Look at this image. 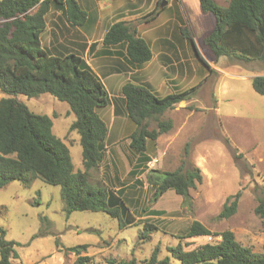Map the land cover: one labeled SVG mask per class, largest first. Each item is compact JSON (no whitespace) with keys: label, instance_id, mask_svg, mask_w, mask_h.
<instances>
[{"label":"rangeland","instance_id":"obj_1","mask_svg":"<svg viewBox=\"0 0 264 264\" xmlns=\"http://www.w3.org/2000/svg\"><path fill=\"white\" fill-rule=\"evenodd\" d=\"M175 1L133 0L109 14L102 8V19L92 24L90 30L96 37L103 36L111 21L133 17L130 23L136 28L141 27V35L146 33L143 38H147L152 22L142 26L150 20V12L162 7L161 17L154 24L164 21L161 28L167 27L169 36L173 37L172 27L178 20L181 21L176 24L178 27L188 26L185 20H180L179 13L182 19L186 15L192 26L198 29L196 16L201 12L198 0H183L181 4ZM193 1L197 3L195 9ZM174 33L183 38L179 28H175ZM199 34L198 29L195 45L201 50L203 43ZM187 44V52L197 63L198 71L185 88L197 85V89L189 100L165 112L163 118L171 119L173 127L159 135L157 140L149 141L146 151L151 155L150 161L155 159V162L139 168L135 166L138 160L134 159L138 155L123 145H119L120 148L117 145L121 162H113L109 152L108 158L89 173V181L93 185L105 186L114 192L120 186L124 187L128 212L123 213L122 218L131 220V223L120 227L117 218L101 211L77 210L66 215L58 186L40 179H34L28 187L11 181L0 187V226L5 230V238L15 242L18 258L13 259L14 264H73L76 256L66 248L82 244L88 245L81 254L92 257L90 264H105L109 257H134L141 262L156 247L158 259L168 256L169 264H180L171 256L168 246L180 241L185 249H191L218 240L214 236L180 239L179 236L188 230L193 220H198L213 232L230 229L242 245L253 252H264V218L254 213L258 199L264 198V95L255 92L248 79L225 78L224 84H218L221 78L214 72L198 83L208 69L201 64L188 40ZM202 51L209 61L204 48ZM231 61L239 66L240 72L246 71L245 66L254 64L228 58V63ZM2 96L5 94L0 91ZM18 98L32 112L46 114L52 119L53 134L68 147L74 170L81 169L79 135L76 131H69L75 116L69 111L68 104L49 93L36 97L18 95ZM109 98L110 102L118 99L112 95ZM114 105L117 107L116 103ZM183 160L185 167L195 165L200 169L202 181L189 189L184 201L172 189L153 200V188L146 181L147 171L153 168L173 170ZM136 179L142 183L136 184ZM237 191H240V197L236 212L228 218L218 217L225 198ZM150 210H160L161 213L152 214ZM144 220L158 229L150 233L148 239L141 240L138 234ZM39 231L45 232L44 235L34 237Z\"/></svg>","mask_w":264,"mask_h":264},{"label":"trees","instance_id":"obj_2","mask_svg":"<svg viewBox=\"0 0 264 264\" xmlns=\"http://www.w3.org/2000/svg\"><path fill=\"white\" fill-rule=\"evenodd\" d=\"M198 1L201 11L212 13L216 19L213 30L204 39L216 57L225 55L241 62L264 59V0H229L225 6L214 0ZM51 8L63 10L67 20L79 27L94 16L79 0H0V91L5 94L0 97V187L11 181L28 187L34 179H40L60 188L66 215L77 210L106 212L124 227L131 223L122 218L123 213L128 212L124 187L120 186L114 192L89 181L90 170L102 161L107 148L108 125L97 109L107 106L110 98L98 75L80 55L54 54L42 48L40 34L46 26L45 15ZM159 11L160 8H155L149 19ZM179 30L201 59L190 28L180 25ZM102 43L105 46L123 44L126 55L136 66L148 61L152 55L147 41L124 20L114 21L107 27ZM251 86L255 92L264 95V75L254 76ZM196 89L197 85H193L158 96L145 83L128 81L122 85L124 111L134 124L129 147L138 156H143V165L151 159L146 154L148 141H155L173 127L171 119L163 118L165 112L180 101L189 100ZM42 93L66 102L74 114L69 131L79 135L81 169L74 170L68 147L53 134L52 119L46 114L32 112L18 98V95L36 97ZM184 165L185 160L173 170L147 171L146 181L153 188V200L168 189L174 190L183 201L187 198L189 189L202 181V173L195 165ZM135 183L142 182L136 179ZM239 197L240 191L228 195L218 217L232 216ZM150 212L161 213L160 210ZM254 213L264 218V198L258 199ZM157 229L156 225L144 220L138 238L148 239ZM44 233L39 231L34 237ZM198 236H214L218 240L191 249H185L179 241L167 249L180 264H264V252H253L242 245L230 229L213 232L193 220L179 237ZM55 243L60 246L58 241ZM14 244L5 238V230L0 226V264H14L13 259L18 258ZM87 247L82 244L66 248L76 256L73 264L91 263V256L81 254ZM157 253L156 247L141 262L134 257H109L105 264H169L168 256L158 259Z\"/></svg>","mask_w":264,"mask_h":264},{"label":"crops","instance_id":"obj_3","mask_svg":"<svg viewBox=\"0 0 264 264\" xmlns=\"http://www.w3.org/2000/svg\"><path fill=\"white\" fill-rule=\"evenodd\" d=\"M79 1L85 10L94 14V16H92L93 18L89 19L81 27L74 26L67 20L63 10L51 8L45 15L46 26L43 32L40 34L41 46L42 48L49 50L54 54L70 52L80 55L98 75L108 95L118 98L117 101L111 100L107 106L98 108L97 113L102 119L106 117L107 121L104 119L103 120L108 125V135L106 140L107 148L103 159H107V154L111 152L113 162L115 160H119L121 162L122 156L121 153H118L119 151L117 150V145L119 148V145H123V147L130 149L129 136L134 130V124L130 121L126 112L124 111V102L121 94L122 85L128 81L138 84L145 83L155 94L158 96H163L168 93L187 89L185 86L188 84V82H191L192 77L198 71V66L191 54L187 52V39L185 37L181 38V36H177L178 34L174 33L175 28H179L178 25L181 23V21L177 19L178 23H175V27H172L173 37L169 36L170 30L167 27L161 28V25H164L165 23L164 21H162V23L160 22L158 24H154L158 19H160L161 12L164 7L160 8L159 13L153 19H150L146 22V24H144V26H142L145 27L150 22H152V27L153 25L155 26L153 28L151 26L149 27L147 38H144L150 46L152 55L148 61L136 66L126 55L123 44L105 46L102 43V36L100 35L99 37H96L94 31L91 32L90 30L92 24L95 22L99 23L100 19H102L100 17L102 14V8L106 13L109 14L118 6L120 7L122 4H125L128 1H131L132 3L133 0ZM182 1L183 0H176L175 2H179V4H181ZM214 1L225 6L229 0ZM168 2L170 4V1ZM193 2L195 9L197 8V3H195V1ZM171 3H173V1H171ZM179 16L180 20H185L188 27L190 28L194 43L196 31H198V29L200 31L199 37L203 44L201 46V50L197 45H195V47L197 46L196 49L201 59L207 63L205 67L208 69V72L204 73V76L201 77L200 82L198 83H202L204 79L209 77L210 72L218 73L217 76L221 78L218 81V84H224L223 82L225 78L231 80L248 79L251 82V79L254 76L264 75V71H260V69H264V59L248 62L254 64L252 66H245L244 71H246L240 72L238 71L240 70L239 66L236 67L234 65L236 63H233V61L228 63V58L230 57L225 55L216 57L214 55V53L204 42L205 37L213 30L216 23L215 16L212 13L201 11L200 14H197L196 25H199L198 29L196 26H192V23L186 15H184V19L181 18L180 13ZM126 18L127 19L124 17L123 20L129 23L132 22L131 20L133 17ZM112 22L114 21H111L107 27ZM166 24H168V22ZM136 32L142 38L146 34L143 33V35H141V27L136 28ZM203 48L210 57L209 61L203 56ZM188 62H191V64ZM200 62L204 65L202 61ZM193 65L196 66V68H194ZM200 69L203 71L202 68ZM182 102L184 101H180L177 104L180 105ZM114 103H116L117 107H115ZM147 148L149 149V141L146 146V151ZM146 154L151 157L149 153L146 152ZM134 159L138 160L135 163V166H138L139 168L140 166H144L142 155H139ZM152 160L148 162V164L155 162V159ZM102 161L98 164V166L102 164ZM108 179L110 178L108 177ZM115 179L116 176L114 175V180Z\"/></svg>","mask_w":264,"mask_h":264},{"label":"water","instance_id":"obj_4","mask_svg":"<svg viewBox=\"0 0 264 264\" xmlns=\"http://www.w3.org/2000/svg\"><path fill=\"white\" fill-rule=\"evenodd\" d=\"M162 6V5H161Z\"/></svg>","mask_w":264,"mask_h":264}]
</instances>
